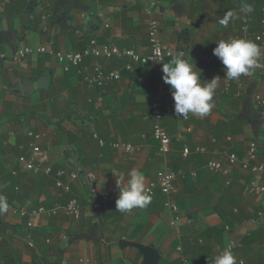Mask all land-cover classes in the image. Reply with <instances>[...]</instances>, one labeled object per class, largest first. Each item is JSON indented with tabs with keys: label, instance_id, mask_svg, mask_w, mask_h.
Listing matches in <instances>:
<instances>
[{
	"label": "crops",
	"instance_id": "crops-1",
	"mask_svg": "<svg viewBox=\"0 0 264 264\" xmlns=\"http://www.w3.org/2000/svg\"><path fill=\"white\" fill-rule=\"evenodd\" d=\"M157 1L160 41L175 51H187L184 58L199 71L201 83L210 81V72L218 67L204 60L210 46L236 31L243 17L257 29L264 6V0ZM243 3L254 11L241 12ZM145 6L146 0H11L0 16V49L9 54L16 47L47 46L70 52L95 38L100 44L115 43L146 54ZM229 12L233 15L225 25L221 21ZM90 62L86 58L83 66L90 67ZM102 62L121 74L103 88L87 86L77 67L48 54L0 62V192L14 207L68 201L81 206L78 220L62 210L51 217L36 216L29 237L22 236L25 219L9 211L0 214V264H141L139 251L120 247L121 239L153 246L160 255L158 264H182L184 257L190 264H205L229 237L241 241L233 252L237 264H264V219L250 222L261 198L246 193L255 176L242 163L250 142L258 147L251 164L264 163V106L254 100L256 94L264 95V75L251 71L239 78L241 87L232 82L230 91L215 92L214 106L204 117L176 116L168 85L163 125L172 141L164 158L152 137L150 113L162 66L134 63L132 71H126V58ZM43 77L48 83L41 88L38 81ZM29 129L45 133L42 146L55 170H78L80 177L71 182L69 195L60 196L53 177L27 172L17 163L20 145L29 142ZM227 135L230 142L225 141ZM113 142L131 148H114ZM186 145H204L208 152L183 156ZM227 152L237 155L233 165L226 160ZM211 159L220 161L227 173L209 171ZM164 167L187 172L175 179L173 199L180 215L193 219L191 224L171 226V212L160 193L146 208L129 213L116 211L115 203L92 208L86 178L103 192L118 188L117 177L123 186L133 168L143 173L146 185ZM257 181L264 183V172Z\"/></svg>",
	"mask_w": 264,
	"mask_h": 264
},
{
	"label": "built area",
	"instance_id": "built-area-1",
	"mask_svg": "<svg viewBox=\"0 0 264 264\" xmlns=\"http://www.w3.org/2000/svg\"><path fill=\"white\" fill-rule=\"evenodd\" d=\"M10 1L11 0H0V16ZM157 5V0H146L144 14L146 16V32L149 46V51L146 54L138 53L133 49L120 48L115 43L107 42L100 44L95 38H90L88 44L83 49L70 52L53 50L47 46H42L36 49L29 46L16 47L9 54L0 49V62L6 60L7 58L18 62L32 53L48 54L54 56L59 62H67L70 65L77 67V72L80 75L81 80L87 86L91 88H103L121 77L118 70L107 69L102 62L103 59L126 58L127 62L124 64V69L126 71H132V65L134 63L151 62L162 66L168 59L181 52L184 53V56L187 54L185 49L175 51L171 48L165 47L160 41V23L155 16ZM105 26H107V24H105ZM237 38L251 40L258 45L261 52V56L258 59L259 67L252 71H256L264 75V6L260 8L257 29H252L249 19L247 17H243L240 20L238 29L222 40L228 41L230 39ZM214 47H216V43L212 44L207 50L204 55V60L206 63H217L218 65V67L213 69L209 74L210 80L214 76H219L221 78L215 92L223 93L230 91L232 82H234L238 87H241V81L239 79L228 80L224 78L225 74L223 66L218 58L212 54V49ZM86 58L91 59L90 67L83 66ZM162 76L163 72L161 71L156 84V97L150 104V113L152 118V137L157 143L160 156L165 158L171 150L172 137L163 125V98L168 85L163 81ZM254 100L261 106H264V95L256 94L254 96ZM185 118L187 117L185 116ZM26 136L28 137L29 142L20 145V154L17 157V163L27 172L53 177L54 186L60 191V196L69 195L71 192V182L80 177L78 170L74 168L71 170H67L66 168H58L57 170L54 169V163L51 161L50 154L42 146V140L46 136L44 132L29 129L26 132ZM211 141L215 142L216 140L212 139ZM225 141L230 142L231 136L227 135L225 137ZM98 143L100 146L104 145L103 140L98 139ZM111 146L114 148L121 147L127 152L131 148L130 144L119 142H113L111 143ZM207 152L208 149L204 145H198L193 148L186 145L182 149L183 156L191 154H204ZM257 155L258 147L256 143L250 142L247 150V157L242 163L244 167L250 169V171L254 174L255 179H252L246 185L245 190L248 195L261 198L255 215L250 219V222L253 224H258L264 219V183H259L257 181L259 174L264 172V163L251 164V162L257 158ZM226 160L230 165H233L238 160L237 155L234 152H227ZM206 166L209 171L213 173L218 171L227 173V169H223L220 161L218 160L211 159L207 162ZM14 173L15 172H13V174ZM190 175L195 176L196 173L192 171ZM186 176L187 172L183 169L175 171L171 168L164 167L157 170L155 177L145 185V188L151 197L156 193H160L163 196V205L171 212L170 225L173 227H176L179 224H191L193 222L192 218H183L180 215L178 206L173 199L175 179L177 177L184 178ZM65 178H67V181H64ZM84 184L88 187L89 195L92 198L90 204L94 210H100L103 204L115 203L118 198L119 189L116 187L103 192H98L95 185L89 179L86 178ZM15 189H17V187ZM0 195H3L7 199L9 212L21 219H25L27 230L22 235L24 237H29V229L33 226V219L38 215L51 217L62 210L66 215L75 220H78L81 216V206L78 202L72 203L73 201H68L65 204L56 203L51 207H30L28 205L14 207L11 205L9 198L5 193L0 192ZM225 229L229 230V227L225 226ZM229 246H231V251L233 253L241 246V241L229 237L217 255L222 254V252L227 250ZM177 250L181 251V248L178 247ZM214 259L205 264H214ZM182 264L190 263L189 260L184 257L182 258Z\"/></svg>",
	"mask_w": 264,
	"mask_h": 264
},
{
	"label": "clouds",
	"instance_id": "clouds-1",
	"mask_svg": "<svg viewBox=\"0 0 264 264\" xmlns=\"http://www.w3.org/2000/svg\"><path fill=\"white\" fill-rule=\"evenodd\" d=\"M240 10L243 13H251L254 8L251 4L243 3ZM232 15L231 12L227 13L221 23L227 25ZM212 54L221 62L224 78L228 80L250 75L252 70L259 67L258 59L261 56L255 42L242 38L216 42ZM162 72L163 81L172 90L176 116L192 114L204 117L211 111L214 106L213 96L221 79L219 76H214L207 83H201L197 74L199 71L195 69L194 64L184 58L182 52L174 56L170 62L163 64ZM116 184L119 189V195L115 201L116 211L129 213L133 209L146 208L151 202L152 197L145 188V176L139 169L133 168L128 172L127 181L123 186L118 177ZM8 211L7 199L0 195V214H6ZM214 264H237L231 246L222 254L215 256Z\"/></svg>",
	"mask_w": 264,
	"mask_h": 264
},
{
	"label": "water",
	"instance_id": "water-1",
	"mask_svg": "<svg viewBox=\"0 0 264 264\" xmlns=\"http://www.w3.org/2000/svg\"><path fill=\"white\" fill-rule=\"evenodd\" d=\"M89 19V17H88ZM48 81L46 77H43L38 81V86L43 88L47 85ZM120 247L132 246L136 248L142 255L141 264H158L160 261V255L158 251L151 245H144L142 243H137L133 241L123 240L119 241Z\"/></svg>",
	"mask_w": 264,
	"mask_h": 264
}]
</instances>
